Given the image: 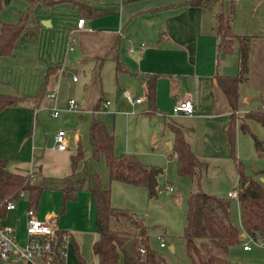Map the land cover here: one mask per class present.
Here are the masks:
<instances>
[{
	"label": "crops",
	"instance_id": "0c3cea01",
	"mask_svg": "<svg viewBox=\"0 0 264 264\" xmlns=\"http://www.w3.org/2000/svg\"><path fill=\"white\" fill-rule=\"evenodd\" d=\"M83 1L109 11L90 17L86 10L66 1L51 6H45L41 2L36 3L45 10L56 7L55 14L60 9L65 11L69 9L67 16H60L64 26L70 29L68 40L71 33L75 36L73 49L69 50V43L67 44V58L76 51V42L80 48L78 53L73 54L71 64L66 60L65 64L57 63L48 66V68L53 66L57 68L47 70L45 90L47 92L58 90L56 97L48 98L58 103L61 85L69 81L78 82L79 70H93L92 77L96 78L98 75L102 84V70L108 63L111 65L110 68L113 67L115 75L112 90L116 88L120 91L121 97L115 99L114 95L115 101L111 99L112 102L109 97L104 98L103 102L108 99L110 103L104 106L102 102V108L96 114L104 112L110 106L109 112L114 116L117 113L125 116H140V109L142 114L147 115L145 112L149 107L147 78L149 75L158 74L154 115H162L165 126L164 110L173 109L177 99L190 97L195 104L194 113L192 115L171 114L170 117L183 125L184 134L188 133L187 140L200 158L207 162L214 160L216 149L211 147L212 133L221 134L222 130L226 131L231 113L227 99L214 75L237 73L239 46L238 39L233 38V48L230 53L219 49L218 15L222 14L224 19L228 20L234 35L249 38L248 74L247 78L239 83L238 90L240 97L250 101L252 96L249 98L242 95L243 83L248 79L252 86L251 90L258 92L261 96L264 93V0H214L204 6L194 5L191 0ZM33 15L39 23L38 35L43 25L55 24L53 15L48 16L45 13L36 15L34 11ZM81 17L86 18L84 28L78 27V20ZM37 40L38 37L32 42ZM26 43H20L18 46ZM111 48L117 50L121 63V70L118 73L115 69L116 62L111 56ZM62 68L66 70L61 71ZM76 74L78 77L74 81L72 76ZM49 84L51 87H47ZM124 90H129L134 97H142L143 101L132 106L126 100ZM122 99L128 103L126 109L119 107ZM41 100L36 103L32 101V105H7L0 111V158L7 160V168L11 171L26 173L32 170L37 182L44 176L63 178L69 175L72 172L71 155L77 152L80 144L84 150V158L78 163V168H81L84 166L85 159L91 155L92 149V145L87 149L86 144H83V135L79 129L82 126L81 123L76 129H79V132L73 133V149L69 147L70 142L65 150L57 148L55 136L54 145L50 149L36 144L39 129L43 127L41 120L40 125L35 124L37 117H41L40 110L43 108L41 106L43 100ZM262 100L264 101V97ZM79 109L83 111L84 107ZM133 110L136 112L133 113ZM68 111L71 112V110ZM237 112L241 115L246 111ZM79 117L75 121H81L83 114ZM179 117L188 118L186 125L177 119ZM107 127L114 133V129H110L108 125ZM114 135L116 144V134ZM25 136L29 138L25 139ZM172 142L173 139L169 136L167 143L171 150ZM172 156L175 154H171ZM212 166L209 167L212 168ZM62 201L60 189L45 188L36 209L38 216L45 221L54 222L61 232L68 233L70 237L68 246L70 245L76 253V243L86 264H99V258L93 250V244L99 238V233L97 209L91 193L80 190L75 200L67 202L63 212L61 211ZM28 204V195L24 192L16 200V207L7 210L5 216L1 218L3 222L14 227L21 242L26 239ZM237 206L239 222L237 219H232V222L244 232L240 222L238 203ZM70 215L71 218L68 219ZM72 217L73 220H71ZM244 234L239 243L228 248V259L239 264H264V241L259 238L260 236L252 239L245 232ZM243 243H248L249 248L244 249Z\"/></svg>",
	"mask_w": 264,
	"mask_h": 264
},
{
	"label": "trees",
	"instance_id": "16d2710c",
	"mask_svg": "<svg viewBox=\"0 0 264 264\" xmlns=\"http://www.w3.org/2000/svg\"><path fill=\"white\" fill-rule=\"evenodd\" d=\"M11 0H0V11ZM31 7L24 12L18 22H3L0 29V55H9L20 43L34 41L38 35L39 23L33 15L32 6L42 3L51 6L58 2H69L86 10L90 17L107 13L109 10L94 6L83 0H28ZM192 4L204 6L214 0H191ZM217 33L219 49L230 53L233 38L238 39L237 73L226 75L216 73L214 78L223 91L230 106L231 113L226 126L227 142L232 157L236 160L237 201L239 217L243 231L252 239L260 236L264 240V178L255 177L242 170L240 160L233 153V127L238 117L239 129L251 132L246 119L254 120L264 126V110H249L241 116L237 114L239 83L247 78L249 65V38L232 33L229 22L222 14L218 15ZM117 42V41H116ZM114 47V46H113ZM111 56L116 62V73L121 70L117 50L111 48ZM57 68L49 67L48 71ZM47 71V74H48ZM48 76V75H47ZM158 74L147 78L148 104L147 115L156 111V91ZM45 88V85H44ZM23 96L0 93V111L7 105H19ZM104 96H99L94 108L89 137L92 145L91 155L85 159L84 166L78 163L84 158L82 145L71 155L72 172L63 178L42 177L40 182L32 180L29 172L11 171L7 168V160L0 158V218L5 216L8 199H19L21 192L28 195V208L37 209L42 191L45 188L60 189L63 196L62 212L70 200H75L80 190L91 193L97 209V229L99 238L93 244V250L99 258V264H164L159 251L150 245L148 226L134 212L127 208L115 207L112 204V192L105 185L98 172L87 168L88 159L104 156L111 180H118L136 186H148L150 171L154 168L144 163L136 154L115 150V135L109 130L105 121L96 115L101 110ZM164 124L174 133L172 153L177 158V172L180 176L197 177L198 180L206 170L208 162L200 158L186 139L183 125L164 114ZM253 134V133H252ZM256 148L263 150V142L253 135ZM199 182V181H198ZM157 190L149 188V195L155 196ZM230 200L201 189L192 191L187 200L186 224L183 234L186 239L187 252L193 264H239L227 257L228 248L242 240V230L231 218ZM133 241L136 259L129 258L123 246ZM80 264H86L75 243ZM144 247L142 253L140 248Z\"/></svg>",
	"mask_w": 264,
	"mask_h": 264
},
{
	"label": "rangeland",
	"instance_id": "374dc122",
	"mask_svg": "<svg viewBox=\"0 0 264 264\" xmlns=\"http://www.w3.org/2000/svg\"><path fill=\"white\" fill-rule=\"evenodd\" d=\"M30 7L31 4L28 0H11L5 4L0 11V29L2 22H18L21 15ZM32 9L36 15L40 13H45L48 16L53 15L55 24L53 26L43 25L40 28L36 42L27 41L22 46L17 45L11 54L0 55V93L23 96L20 105H32V101L36 103L41 99L43 100V104H41L43 108L40 110L41 117H37L35 120L36 125L41 124L40 120L43 121V127L39 129L37 142L35 141L36 144H41L42 147L50 149L54 145V136L61 127L67 132V143L70 142V149L74 147L73 133L75 131L79 132V129L83 135V144H86L88 149L91 147L89 124L93 117L92 109L99 96L102 94L104 98L109 97L111 102L114 100V95L115 99L121 97L120 91L116 88L112 90L115 84L113 67L110 68V64H105L101 74L102 84L98 75L96 78L92 77L93 70H79L80 80L78 82L69 81L61 85L58 103L48 98L47 93L49 91L47 92L44 88L48 66L57 63L65 64L66 60L71 64L73 54L78 53L80 48L78 42H76V51L67 58L68 53H66V50L69 43L70 29L68 26H64L60 16H67L69 9L67 11L60 9L57 14H55L56 7L45 10L41 9L40 5L34 4ZM49 86L50 84L47 87ZM251 89L252 86L248 79L243 83L242 95L249 98L252 96V99L245 101L239 93L237 111L261 109L264 93L261 96ZM70 98H74L79 108L84 107V110L78 108L79 111L69 112L68 100ZM125 102V99L124 101L123 99L120 100V109H124L128 105ZM55 108L59 110L57 117L51 115V111ZM109 109L110 106L104 112L96 115L104 118L110 129H114L116 134L115 150L118 153L136 154L144 163L154 168L163 169L157 176V194L151 197L148 186H136L118 180H111L103 155L97 159H88V170L98 172L104 184L111 188L113 206L131 210L148 226L150 245L159 251L164 259V264H193L188 255L186 239L183 234L186 224L187 200L192 191L201 189L228 198L231 209L230 218L231 220L237 219L239 222L237 198L227 196L229 191L237 189V170L236 160L232 157L227 142L226 131L222 130L221 134L212 133L211 147L216 149L214 152L216 158L208 162L206 170L198 180L197 177L192 178L178 174L177 158L175 156L171 157L172 150L167 143L169 136L174 139V134L163 125L162 115L148 116L142 114L140 109V116H125L121 113L114 116L109 112ZM164 113L165 116L174 115L172 108L164 110ZM81 114H83L81 121H75L80 118ZM177 119L185 125L188 121L187 117ZM245 120L248 122L247 124L253 134L239 129L237 117L233 127V153L237 160H240L242 170L245 173L255 177H264V126L256 121L246 118ZM80 123L82 126L76 130ZM253 135L263 142V150L256 148ZM28 138L29 136H25V139ZM211 162L217 165L210 168L209 164ZM32 180L38 181L36 176ZM40 181L41 179H39ZM166 184H171L173 190H165ZM161 189L163 190L159 191ZM69 218H71V215ZM73 219L72 217L71 220ZM160 237H163L166 246H160ZM19 241L21 242V240ZM171 246L174 249H171ZM66 261L67 264H79L76 253L70 245L67 249Z\"/></svg>",
	"mask_w": 264,
	"mask_h": 264
},
{
	"label": "built area",
	"instance_id": "2783aa9c",
	"mask_svg": "<svg viewBox=\"0 0 264 264\" xmlns=\"http://www.w3.org/2000/svg\"><path fill=\"white\" fill-rule=\"evenodd\" d=\"M86 18L81 17L78 20V27L84 28ZM91 29V27H86ZM69 42V50L73 49L75 42V36L71 33ZM62 68L61 71H65ZM72 79L77 80V75H73ZM58 90H54L47 93L48 97H56ZM124 96L126 100L132 105L143 101L142 97H134L129 90H124ZM110 101L105 100L104 106L109 105ZM79 105L74 98L68 100V110L76 111ZM260 108L264 110V101H262ZM195 111V104L190 97L179 98L173 105L174 115L186 114L192 115ZM135 113L136 111H132ZM51 115L57 117L59 110L55 108L51 111ZM55 145L60 150L68 148L67 132L60 129L55 135ZM32 179L35 178V174L32 170L29 171ZM165 190L172 191L173 186L166 184ZM163 189L159 190L162 191ZM24 192H21L23 195ZM228 197H236L237 189L229 191ZM16 207L15 199H8L6 203V209L11 210ZM26 239L24 242H20L15 229L12 225L7 224L0 218V264H66L67 249L70 241L68 233L61 232L54 222L45 221L38 216L35 208L30 207L27 209V221H26ZM160 246H166L163 237H160ZM264 241V240H263ZM243 248L248 249V243H243ZM140 251L145 252V248L141 247Z\"/></svg>",
	"mask_w": 264,
	"mask_h": 264
},
{
	"label": "water",
	"instance_id": "95a60500",
	"mask_svg": "<svg viewBox=\"0 0 264 264\" xmlns=\"http://www.w3.org/2000/svg\"><path fill=\"white\" fill-rule=\"evenodd\" d=\"M214 164L216 163L211 162L209 165L212 166ZM161 171H163L162 168H153L148 175V180H147L148 187L154 191L157 190V185H158L157 176ZM240 236L244 237L245 236L244 232H241ZM123 249L129 258L136 259L135 245L133 241L126 242L123 246ZM171 249H173V246H171Z\"/></svg>",
	"mask_w": 264,
	"mask_h": 264
}]
</instances>
